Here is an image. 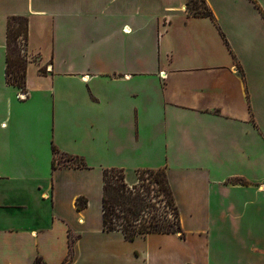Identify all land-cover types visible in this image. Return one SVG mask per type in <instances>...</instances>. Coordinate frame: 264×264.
I'll return each instance as SVG.
<instances>
[{"label": "crops", "instance_id": "1", "mask_svg": "<svg viewBox=\"0 0 264 264\" xmlns=\"http://www.w3.org/2000/svg\"><path fill=\"white\" fill-rule=\"evenodd\" d=\"M205 1L213 19L186 0H0V264H264V14ZM111 168H164L185 238L104 232Z\"/></svg>", "mask_w": 264, "mask_h": 264}, {"label": "trees", "instance_id": "2", "mask_svg": "<svg viewBox=\"0 0 264 264\" xmlns=\"http://www.w3.org/2000/svg\"><path fill=\"white\" fill-rule=\"evenodd\" d=\"M185 7L189 17L213 19L205 0H186ZM27 30L25 17L8 19L5 76L7 83L20 91L25 89ZM65 158L68 161L73 159ZM77 160L79 164L76 166L84 167L83 161ZM135 173L138 181L129 184L122 169H104L101 196L103 231L120 232L128 241L149 234L179 233L180 238L184 239L179 211L164 168L138 170ZM86 205V199H77V209ZM34 264H41V259L37 258Z\"/></svg>", "mask_w": 264, "mask_h": 264}, {"label": "rangeland", "instance_id": "3", "mask_svg": "<svg viewBox=\"0 0 264 264\" xmlns=\"http://www.w3.org/2000/svg\"><path fill=\"white\" fill-rule=\"evenodd\" d=\"M246 2L253 3L255 7L254 8L255 14H264V0H246ZM56 163L57 165H66V164L78 165L79 164L78 160L68 161L66 158L61 157V156H57ZM137 181H138V178L135 173V175L133 176V179L130 182L131 184H134Z\"/></svg>", "mask_w": 264, "mask_h": 264}, {"label": "built area", "instance_id": "4", "mask_svg": "<svg viewBox=\"0 0 264 264\" xmlns=\"http://www.w3.org/2000/svg\"><path fill=\"white\" fill-rule=\"evenodd\" d=\"M46 70H47V71H50V70H51V66H47V67H46ZM19 96H20V98L23 99V98L26 97V94L22 91V92H20Z\"/></svg>", "mask_w": 264, "mask_h": 264}]
</instances>
